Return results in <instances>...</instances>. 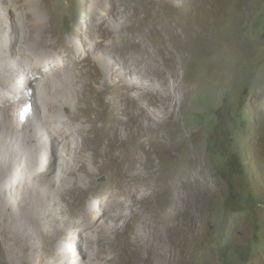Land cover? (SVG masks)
Here are the masks:
<instances>
[{"label":"rangeland","instance_id":"374dc122","mask_svg":"<svg viewBox=\"0 0 264 264\" xmlns=\"http://www.w3.org/2000/svg\"><path fill=\"white\" fill-rule=\"evenodd\" d=\"M53 4L52 28L64 39L79 41L75 36L79 30L88 39V28L100 37L97 29L102 23L114 29L116 60L133 55L141 65L149 66L150 53L164 65V81L155 80L153 70L145 66L144 82L133 70L128 80L117 65L108 89L97 85L99 91L91 93L80 120L88 119L85 126L93 128L86 133L90 148L100 139L105 143L116 140L121 147L137 151L138 165L145 161L148 172L157 170L162 177L184 172L179 195L189 212L166 220L161 228L166 246L176 252V260L168 264H264V0H53ZM102 39L105 44L111 40ZM19 83L31 98L36 92V101L31 99V122L38 125L39 116L46 112L42 98L46 85ZM125 83L133 86L128 96ZM18 95L23 97L19 90ZM37 105L40 109L36 110ZM16 109L14 119L19 124ZM62 111L71 112L69 107ZM141 112L145 119L140 125ZM117 122L122 128L130 126L132 136L115 137ZM24 130L34 132L33 127ZM74 136L82 146V137ZM44 137L48 155L53 156L52 139ZM138 140L145 143V151L137 147ZM67 143L71 140L60 139V155ZM88 153L92 158L93 150ZM128 160L123 162L125 168ZM105 166L97 178L103 189L111 179L119 180L116 173L121 169L111 163ZM109 171L114 172L112 178ZM193 176L200 187L193 185ZM89 197L86 190L56 193V201L67 209H78ZM152 199L135 207H143L146 215L156 218L154 210L160 213L162 205L160 198ZM93 202L100 212L110 215L100 227L116 243L107 256L116 257L115 264H134L127 254L131 247L127 241L143 233L142 223L111 215L109 204ZM130 210L126 208L125 213ZM192 223L194 228H190ZM65 245L72 260L76 255L81 258L76 244ZM148 247L142 257L151 264L157 252ZM44 260L52 261L46 256Z\"/></svg>","mask_w":264,"mask_h":264},{"label":"bare ground","instance_id":"6f19581e","mask_svg":"<svg viewBox=\"0 0 264 264\" xmlns=\"http://www.w3.org/2000/svg\"><path fill=\"white\" fill-rule=\"evenodd\" d=\"M0 9L6 11H0V264H115L116 257L107 254L116 243L107 230L100 231L110 215L95 208L93 199L98 200L99 206L109 204L111 215L137 218L142 223L143 233L130 236L127 241L131 245L127 254L134 264H147L142 257L145 245H149L148 251L157 252L151 264L176 260V252L166 246L161 228L166 220L189 212V205L179 195L183 171L172 177L158 176L157 170L148 172L145 161H139L138 165V152L121 147L116 140L105 143L100 139L96 147L90 148L86 133L93 128L85 126L88 119L80 120L91 93L99 91L97 85L108 89L117 65L128 80L132 79L131 71H135L140 82L147 81L143 73L146 65H141L133 55L124 56L122 62L116 60L112 51L114 29L109 25L99 23L100 37L88 28V39L83 38V30L75 33L79 41L64 39L52 28L53 0H0ZM102 37L111 40L105 44ZM149 57L151 62L146 67L153 70L155 80L164 81L167 74L164 65L156 56L149 53ZM23 80L46 85L42 95L46 112L39 116L38 125L31 122L33 111L26 125L14 119L15 108L21 109L31 99L36 101V92L31 93V98L30 93L21 89L19 82ZM123 90L128 96L133 86L125 83ZM6 107L11 111L3 110ZM63 107H69L71 112L65 115ZM139 114L137 122L141 125L145 118L142 112ZM16 119L19 121L18 116ZM120 123L114 126L115 137L132 136L131 127L122 128ZM15 125L21 128V133ZM28 127L34 128L32 134L24 130ZM76 133L82 137V146L77 143ZM44 136L52 139L53 156L48 155ZM60 139L71 140L63 155L58 149ZM136 145L145 151L142 140ZM88 149L94 152L92 158ZM125 160L130 162L127 168L123 165ZM107 163L120 166L116 173L120 178L111 179L103 189L97 178ZM108 174L114 176V172ZM190 180L200 187L195 177ZM74 190L90 193L78 209L75 206L67 209L56 201V193L63 195ZM154 196L160 198L158 203L162 205L160 213L154 210L156 218L146 215L143 207H135L144 206ZM126 208H131L129 214L125 213ZM190 228H194L193 223ZM66 242L79 247L81 258L79 255L74 260L70 258ZM45 256L52 261H45Z\"/></svg>","mask_w":264,"mask_h":264},{"label":"clouds","instance_id":"9594fccd","mask_svg":"<svg viewBox=\"0 0 264 264\" xmlns=\"http://www.w3.org/2000/svg\"><path fill=\"white\" fill-rule=\"evenodd\" d=\"M33 103H34V102H33ZM33 103H32V101H29L28 103H26L25 105H23L21 109H16V110H17V116H18V118H19V124H20V125H25V124L27 123V119L30 118V115H31V113H32V111H33V108H34V107H33ZM26 107H28V108L30 109V112H29V114L26 116L25 121H22V120L20 119V114H21V112H22Z\"/></svg>","mask_w":264,"mask_h":264},{"label":"snow or ice","instance_id":"6c2138e0","mask_svg":"<svg viewBox=\"0 0 264 264\" xmlns=\"http://www.w3.org/2000/svg\"><path fill=\"white\" fill-rule=\"evenodd\" d=\"M24 111H25V113H26V112H27V109H25Z\"/></svg>","mask_w":264,"mask_h":264}]
</instances>
